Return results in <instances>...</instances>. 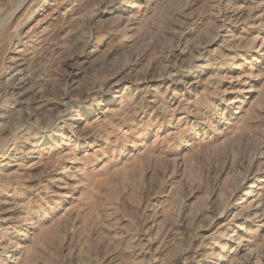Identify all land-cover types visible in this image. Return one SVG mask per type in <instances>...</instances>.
<instances>
[{
	"label": "rangeland",
	"instance_id": "rangeland-1",
	"mask_svg": "<svg viewBox=\"0 0 264 264\" xmlns=\"http://www.w3.org/2000/svg\"><path fill=\"white\" fill-rule=\"evenodd\" d=\"M0 264H264V0H0Z\"/></svg>",
	"mask_w": 264,
	"mask_h": 264
}]
</instances>
